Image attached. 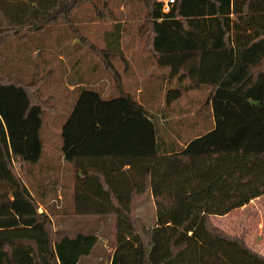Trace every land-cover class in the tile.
<instances>
[{"label":"trees","instance_id":"trees-1","mask_svg":"<svg viewBox=\"0 0 264 264\" xmlns=\"http://www.w3.org/2000/svg\"><path fill=\"white\" fill-rule=\"evenodd\" d=\"M63 1L0 0V264H82L93 253L97 234L54 238L46 210L38 211L47 193L39 177L49 174L51 186L60 175L69 180L71 208L62 214L112 217L110 264H264V254L211 222L264 194V0H175L168 10L161 0H130L145 6L146 43L158 66L186 75L190 89H209L200 109L207 122L186 139L180 127L160 136L129 92L105 98L68 72L67 84L77 85L61 126L63 166L38 172L48 106L51 115L59 110L42 96L55 68L40 53L50 21L77 18ZM84 1L108 9V0ZM55 27L64 53L66 29ZM123 31L114 23L97 50L111 71L112 59L124 58ZM145 195L156 209L148 226L137 213Z\"/></svg>","mask_w":264,"mask_h":264},{"label":"rangeland","instance_id":"rangeland-1","mask_svg":"<svg viewBox=\"0 0 264 264\" xmlns=\"http://www.w3.org/2000/svg\"><path fill=\"white\" fill-rule=\"evenodd\" d=\"M161 1L164 2V8L168 10L169 0ZM101 3H103L102 0ZM71 4L73 7L70 10ZM97 7L84 0H65L62 3V10L76 14V21L71 20L69 24L50 21L52 29L49 37L45 39L46 50L40 55L47 61L53 58L55 72L50 79L49 77L46 79L41 91L45 99L52 96L59 110L57 114L51 115L47 105L48 113L45 115L41 131L45 154L43 161L36 166L38 172L44 171L47 166L53 167V171L62 169L63 166L59 153L61 126L76 99L75 93L71 90L77 85L67 84L68 72L75 71L77 73L73 74L75 79L78 77L83 79L84 84L88 83L89 87L100 91L105 98L114 97L119 92H129L154 116L160 136H163L165 128L169 130L180 127L186 139L196 134L202 123L205 124L208 120V113L204 117L205 121L202 119V115H206V112H200V109L204 106L209 89L207 87L190 89L188 86L191 80L186 75L181 73L174 75L170 69L165 73L164 69L155 62L146 43L149 32L147 27H144V23H147L145 6L137 1L108 0V9H105L103 4L98 7L106 13L101 18L97 17ZM116 22L124 28L122 35L124 58L112 59L114 74L97 55V50L105 44L106 30H109ZM58 25L66 29L62 32L67 35L62 44L68 48L64 53H59L56 49L58 45L55 36L59 28L55 26ZM36 28L41 27L37 25ZM76 35L84 37L70 39ZM118 81H120L121 90L116 86ZM75 83L80 82L75 81ZM175 87L180 88V92L169 91ZM171 92L175 96L168 98ZM16 165L19 166L17 163ZM56 174L60 173L57 171ZM51 176V174L49 178L38 176L44 184L42 187L37 184L38 190H44L45 186L47 190V199L45 198V201L38 205V211L46 210L54 238L65 234L73 236L79 232H93L99 237L98 243L93 253L82 260V264H110L114 249L112 217L62 214V208L64 206L69 208L72 197L71 190L66 187L69 185L67 184L69 180L60 175L58 182L51 186L49 184L54 179V177L50 178ZM11 194L12 191H9L8 195L11 196ZM56 194L60 196V199ZM36 196L39 197V194ZM155 210L154 200L148 195H145L137 205V213L147 226L154 223ZM211 222L228 234L242 238L254 250L264 254V194L224 215L211 216Z\"/></svg>","mask_w":264,"mask_h":264},{"label":"built area","instance_id":"built-area-1","mask_svg":"<svg viewBox=\"0 0 264 264\" xmlns=\"http://www.w3.org/2000/svg\"><path fill=\"white\" fill-rule=\"evenodd\" d=\"M174 2H175V0H169V1H168V3H167L168 9H169L170 4H172V3H174ZM165 9H166V8H165Z\"/></svg>","mask_w":264,"mask_h":264}]
</instances>
